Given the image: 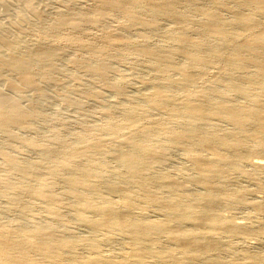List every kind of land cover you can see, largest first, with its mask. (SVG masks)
Listing matches in <instances>:
<instances>
[{"label": "bare ground", "instance_id": "6f19581e", "mask_svg": "<svg viewBox=\"0 0 264 264\" xmlns=\"http://www.w3.org/2000/svg\"><path fill=\"white\" fill-rule=\"evenodd\" d=\"M200 1L203 0H102L110 9L108 12L99 9L93 17L84 12L62 13L51 26L40 29L41 35L31 45L23 43V33L14 32L16 28L10 31L0 27V32H8L0 33V131L11 139L8 144L21 142L39 153V158L30 162L0 145L1 161L29 179L22 183L10 176H0V192L7 191L10 206H19L22 213L28 207L22 204V193L38 199L46 204L51 217L49 223L36 220L28 229L0 223V264H71L77 260L74 255L80 244L92 248L98 245L94 236L67 238L58 229L56 220L60 217L57 209L61 196L53 192V187L62 182L67 184L75 218L80 224L104 233L118 226L134 242L133 253L122 261L97 255L90 258L88 264L144 263L150 253L139 246V242L152 240L160 234L182 249L181 256L172 255L169 249L165 251L168 256L164 258L170 264H197L200 260H214L215 264H264V256L249 253L224 260L218 256L222 250L219 238L223 233L251 234L246 225L221 214L227 208L221 197L225 191L222 181L234 170L252 180L258 178L256 170L264 172V163L260 159L252 160L264 154V29L251 31L262 23L264 0H242V4L231 7L236 18L233 22L245 30L243 34L232 32L233 22L214 10L205 11V21L198 26L190 12L194 7L200 10L197 6ZM181 2L187 4L186 10L180 9ZM213 3L217 8L222 6L221 2ZM242 6L253 7L258 13L242 15L239 12ZM144 11L150 16L143 17ZM114 12L124 16L125 24L116 31L107 32L101 46L83 37H70V42L73 40L74 46L86 54L83 58L73 57L72 64L90 76L91 82L100 83V90L92 88L95 83L87 88L68 87L66 90L63 86L65 93L61 98L81 110L82 101L100 100L105 88L120 93V100L107 104L102 111L104 121L92 128L82 127L74 134L72 143L58 127H52L50 136L44 140L22 139L18 131L34 129V120L40 118V112L34 108L32 98L22 103L20 95L32 90L47 100L49 95L43 92V86L60 84V76L70 77L74 72L62 65L66 55L64 48L47 42V38L70 24L74 31L82 33L86 22L98 23ZM35 16L38 18L36 12ZM161 18L173 19L176 28L168 34L180 42L176 50L187 59L182 66H176L172 52L147 43L145 35L139 36L140 42L127 39L126 31L132 26L156 28ZM193 25L197 27L196 38L177 30L179 26ZM121 45H126L129 51L116 48ZM129 55L141 58L154 70L153 79L144 78L154 86L156 83V90L139 96L125 94L128 81L114 64ZM219 58L223 63L218 82L197 86L203 67ZM250 65L254 71L245 74ZM170 71L175 78L166 77ZM109 75L115 78L110 79ZM236 97L241 102H237ZM118 110L121 117L115 115ZM153 111L159 112L161 117L150 120ZM55 117L51 122L47 117L43 120L52 125L63 119L61 115ZM225 121L231 125L230 130L226 128L228 131L222 130L219 123ZM179 148L195 161V175L184 183L159 171L168 151ZM108 157H113L120 168L112 172L110 180H106ZM243 162H249L251 168L242 169ZM41 168L47 170L50 178L39 176ZM148 172L155 174L151 177ZM126 182L145 191L146 200L167 212L166 218L145 221ZM185 183L201 185L202 192L194 198L182 194L170 199L166 196L180 191L187 185ZM156 186L161 190L158 193L153 190ZM111 194H121V202L111 198ZM254 208L264 213V203H255ZM185 222L194 224L195 230L186 229ZM155 244L150 250L157 248V242ZM63 252L71 256L66 259L61 255Z\"/></svg>", "mask_w": 264, "mask_h": 264}, {"label": "rangeland", "instance_id": "374dc122", "mask_svg": "<svg viewBox=\"0 0 264 264\" xmlns=\"http://www.w3.org/2000/svg\"><path fill=\"white\" fill-rule=\"evenodd\" d=\"M215 1L221 2L222 6L218 8L215 7L213 3ZM101 2L102 0H0V27L3 26V28H8L10 31H14L15 28H18L17 30L15 29L14 32H22V38L23 41H25L22 42L31 45L32 43L34 44L41 35L40 29H43L44 26V28L51 26L62 13L84 12L93 17V14L96 11H99V9L100 11L108 12L110 9H108V7H106L103 2ZM241 2L242 0H203L197 5L202 11H198L194 7L190 13L198 26H202L203 22L205 21L204 12L210 10H214V12L219 13L224 19L230 21L231 23L236 19L235 13L231 10V7L235 4H242ZM28 4L31 9L28 8ZM179 7L183 10L188 8L185 2H181ZM35 12L38 14V18L35 16ZM239 12L242 15L250 14L252 12L258 13V11L253 7L250 8L246 6H242ZM142 16L147 18L150 16V13L148 11H144L142 12ZM260 20L262 23L253 27L251 31L259 32L264 29V17H260ZM96 23H94V21L86 22L84 25L86 30L84 29L82 33L74 31L71 24L66 25L67 27L64 26L63 28L59 29L60 31L57 30V32H55V34H53L49 39L47 38V42L54 45L57 43L56 45H58L61 49L64 48L63 50L66 51V55L65 59L62 61V65L66 70H74V72L72 73L73 76L70 77L60 76V84H51V86L50 84L49 86L47 84V86H43V92L49 95L47 100L45 98H40V96H37L38 94L32 90H25L24 93H22L23 95H20L22 103H28L32 100L31 102H34L33 104L36 105H33L34 108L36 107V109H38L40 112V118L34 120V129L18 131L22 136V139L44 140L47 138L46 136H50L52 127H58L62 130L67 140L72 143L74 142V134L80 131L82 127L87 126L90 128L91 126L93 127L96 124L102 123V121H104L105 118L102 114V111L106 108V106H108L107 104L120 100V93L115 90H105V88L102 90V96L100 100L95 102L82 101L81 110L75 104H71L70 106V103L67 104V102H64V100L61 98L68 87L69 89H75L76 87L87 88L88 86L91 87L92 84L95 83L93 84L94 86L92 88H96L98 90L101 88L100 83L93 81L91 82L90 76H87V74L83 72L82 69H77L74 67V64H72L71 59L73 57L83 58V56H86V54L85 52L78 50L76 46H74L75 43H72L73 40L70 42V39L72 36H75V38L83 37V40L88 42L90 41L94 45L101 46L106 39L105 36H107L108 33H111L110 31H116L122 25H124L125 19L121 13L114 12L107 18H104L98 22L99 24ZM231 25L232 32L239 34H243V31L245 32V30L242 29L241 26L236 22H233ZM172 28H176V26H174L173 19L161 18L159 19V23L156 28L132 26L126 31V36L130 42H140V35L147 36V43L157 46L162 50L172 52L176 66H182L185 64L187 59L176 50L180 42L176 39L170 38V35L168 34ZM196 28L197 27L194 25L179 26L177 27V30L186 31L190 38H196L198 36ZM4 31L5 30L0 32L1 35L4 34ZM6 32L7 31H5V34ZM75 33H77V36ZM116 48H120L126 52L129 51V48L126 45H121ZM222 63L223 59L219 58L217 62L204 66L200 72L202 76H200L197 86H205L213 82H218L216 79L218 78ZM114 66L116 67L117 71L128 81L127 86L125 87V94H127V96H139L141 94L151 93L156 90V83L155 87L153 82L147 83L145 80V78L150 80L154 78V70L149 68L146 62L141 58H136L134 55H129L122 61L115 63ZM135 67H137L138 70H136ZM76 70H78V73ZM253 71L254 67L250 65L245 69L244 72L245 74H249ZM75 73H77L79 77ZM74 75L76 77H74ZM166 75L167 78H175V74L171 73V71ZM108 77L110 79H114L115 75H109ZM3 86V88H5V85ZM62 87L66 89L63 90ZM53 95L58 97L59 95L61 96L58 99V97L55 98ZM51 97L55 99H52ZM30 98L32 99L30 100ZM236 98L237 102H241L239 97ZM57 99L62 100L58 101ZM36 100L38 101L36 102ZM60 115L63 118L62 121L52 125L48 123L51 122V119L54 120V118H56L55 116L58 117ZM115 115L117 117H121L122 113L118 110L115 111ZM45 117H47L46 119H48V122L43 120ZM160 117L161 114L156 111H153L150 114V120L158 119ZM219 123H221L223 126L221 127L222 130L223 128L226 131H228L226 128L230 130L231 125L228 122L225 121ZM4 133L0 131V145L11 150L15 156L21 157L24 160L26 159V161L28 160L30 162H35L39 158V153L35 149L26 147L21 142L14 141L13 144H8L11 139H9ZM102 135L106 136L105 133ZM254 159H260V161L264 163V154H261L258 157H253L252 160ZM108 163L109 168L106 172L107 179L104 178L106 180H110V178L112 179V172L116 169H120L113 157H108ZM250 168L249 162H243L242 169ZM159 171H163L165 176L169 178H174L178 182L184 183L191 175H195V161L189 158L181 148L172 149L168 151L167 156L164 157L163 163L159 166ZM38 172L40 173V177L50 178V175L47 174L46 169L41 168ZM154 174L155 172H148V175L151 177L154 176ZM256 174L258 178L256 180H252L247 178L239 170H234L227 175L226 180L222 181L225 191L221 197L226 203L227 208L221 211V214L225 218L229 217L235 222L246 225L251 231L249 236L231 235L228 233H223L221 235L219 239L222 243V250L218 256L219 258H223V260L228 259L231 256H236L239 258L244 257L246 253L264 256V213L256 212L254 208L255 203H264V172L256 170ZM0 176H10L22 183L29 181L26 176L18 174L13 167L5 164L1 161V159ZM154 184L156 185V183ZM125 186H127V188L133 193L135 202L137 203L138 211L141 212L140 214L145 221L166 218L168 214L167 212L159 210L155 203L146 200L145 191L140 190L137 185L132 183L126 182ZM153 190L157 193L161 191L159 186L154 187ZM179 190L180 191L175 190L167 193L166 196L170 199L182 194L183 196L194 198L202 192V186L196 183H189ZM53 192L61 196V201L58 204L57 209L60 217L58 220H56V224L58 222V229L61 231L62 235L67 238H72L73 236L78 238L94 236L97 238L98 245L95 248L89 247L86 244H80L75 251V255L72 253V255L77 257V260L75 262H71V264H88V260L97 255L106 256L110 260L117 262L122 261L124 257L130 256L133 253L134 242L131 240L130 235L121 230V228L118 226H114L104 233L100 231H93L88 225L80 224L76 220L73 210V200L69 196L67 184L64 182L57 183L53 187ZM104 195H107L106 190H104ZM109 196L118 202H121L122 200L121 194H111ZM9 197L10 195L7 191L3 190L0 192V223H12L13 225H16V228L28 229L36 220L42 223L50 222V214L46 204L42 201L30 198L26 194L22 193V204L25 203L28 206L26 212L22 213L19 210V206H10ZM184 226L188 230H195L194 228H196L191 222H185ZM156 242L157 248L155 250H150V248H154L156 246ZM139 246H142L144 250L150 254L147 256V259L144 263L135 262L136 264H170V261L164 258L168 256L166 255L167 252H165L168 251V249L172 251V255H182V249L179 246H176L174 242L167 239L163 234L158 235L152 240L141 241L139 242ZM161 247H163V250ZM61 255L66 259L71 256L68 252H63ZM197 264H215V261L200 260Z\"/></svg>", "mask_w": 264, "mask_h": 264}]
</instances>
